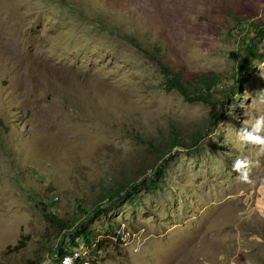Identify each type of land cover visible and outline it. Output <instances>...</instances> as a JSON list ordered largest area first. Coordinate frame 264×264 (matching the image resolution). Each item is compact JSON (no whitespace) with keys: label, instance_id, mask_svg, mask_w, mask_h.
Segmentation results:
<instances>
[{"label":"rangeland","instance_id":"rangeland-1","mask_svg":"<svg viewBox=\"0 0 264 264\" xmlns=\"http://www.w3.org/2000/svg\"><path fill=\"white\" fill-rule=\"evenodd\" d=\"M252 22L264 0H0V264H264L259 185L232 171L264 176L235 132L264 114V58L229 54ZM158 56L223 72L219 102L166 91ZM171 127L188 147L160 157Z\"/></svg>","mask_w":264,"mask_h":264},{"label":"trees","instance_id":"trees-1","mask_svg":"<svg viewBox=\"0 0 264 264\" xmlns=\"http://www.w3.org/2000/svg\"><path fill=\"white\" fill-rule=\"evenodd\" d=\"M252 25L256 27L254 33L249 37L245 38L235 51L229 52L230 56L236 61V65L239 71L244 70L245 67L252 60L262 61L264 58V54L257 50V46L254 42V39L264 37V23L257 24V22H252ZM153 50L156 52L157 55H159L160 52L158 47L153 46ZM156 63L160 67L163 74L166 76V91L176 89L189 102L197 101L204 104H213L219 102V100L215 98L214 91L224 81L223 78L225 77L223 72L209 71L207 73H197L189 78H185L181 67L173 69L172 66L167 65L163 61L162 56L156 57ZM223 85H225V83ZM225 90H227V88L223 87L222 91ZM222 103L223 102L221 101L219 104L222 106ZM179 133L180 131L176 130L174 127H171L168 138H165V143L162 145L161 149L159 148V150H162V152L160 153V157H163L166 153H169L170 150L176 146L188 147V144L184 142V138H181ZM194 143H196L195 140L193 144ZM142 173H144V170L139 169V174ZM131 183L132 182L130 181H125L126 185H131ZM125 184L122 182L118 183L114 190H109L110 193H107V197H111V194L113 193L112 191L120 193L123 190ZM135 185L136 183L132 184V186ZM40 201L41 203L43 202V200ZM47 217H50L52 220H55V222L63 230H67L70 228L67 221L59 220L54 214H48ZM77 234L81 237L82 240L79 242L77 241V239L75 242H73V246H78L79 243H84L86 245L89 244L92 235L91 233H89L86 227H84L82 231L77 232ZM112 234L118 238V234L115 231H113ZM24 246L25 241L23 239H20L14 246V249H21ZM65 253L66 252L60 253L59 251L58 258L63 259L65 255L69 254ZM77 262L81 264L83 261L78 259Z\"/></svg>","mask_w":264,"mask_h":264},{"label":"clouds","instance_id":"clouds-1","mask_svg":"<svg viewBox=\"0 0 264 264\" xmlns=\"http://www.w3.org/2000/svg\"><path fill=\"white\" fill-rule=\"evenodd\" d=\"M264 102V95L260 96ZM244 127L236 131V139L241 145H252L258 149V155L264 156V114L257 115L253 120H244ZM259 166V160L253 161L247 156H237L232 165L237 180L253 187L259 185L261 196L257 201L258 210H264V176H252L253 168ZM264 214V213H262ZM67 259V258H66ZM248 264H251L249 261Z\"/></svg>","mask_w":264,"mask_h":264},{"label":"bare ground","instance_id":"bare-ground-1","mask_svg":"<svg viewBox=\"0 0 264 264\" xmlns=\"http://www.w3.org/2000/svg\"><path fill=\"white\" fill-rule=\"evenodd\" d=\"M65 256L63 257L64 258L63 264H75L77 262V259L79 258V254H67ZM60 260L61 259L59 258L58 259V264H59Z\"/></svg>","mask_w":264,"mask_h":264}]
</instances>
